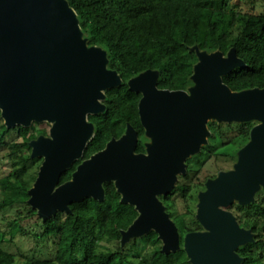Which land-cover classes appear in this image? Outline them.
<instances>
[{
	"label": "water",
	"instance_id": "95a60500",
	"mask_svg": "<svg viewBox=\"0 0 264 264\" xmlns=\"http://www.w3.org/2000/svg\"><path fill=\"white\" fill-rule=\"evenodd\" d=\"M198 62L186 91L158 88L159 72L129 80L141 94L139 115L149 142L136 153L139 136L127 125L120 139L82 161L72 179L62 176L84 158L95 136L89 116L106 111V92L123 84L109 69L107 51L88 44L76 11L67 0H0V111L8 130L51 125L49 136L31 141L32 159H42L29 190L28 205L43 221L71 213L70 205L91 198L104 201V184L114 183L121 204L138 212L121 233L124 247L151 232L168 256L181 249L178 227L160 197L187 174L186 161L208 144V123H256L232 170L222 171L198 195L196 220L203 231L184 238L190 264H242L238 250L255 242L229 211L249 206L264 190V89L233 92L223 78L246 68L232 48L227 55L195 46Z\"/></svg>",
	"mask_w": 264,
	"mask_h": 264
},
{
	"label": "trees",
	"instance_id": "16d2710c",
	"mask_svg": "<svg viewBox=\"0 0 264 264\" xmlns=\"http://www.w3.org/2000/svg\"><path fill=\"white\" fill-rule=\"evenodd\" d=\"M67 1L78 14L89 46L107 51L108 67L118 72L123 84L106 92L103 114L89 116L95 136L84 158L62 176L60 184L72 179L82 161L103 151L112 139H120L127 125L139 136L136 153H146L145 144L149 140L139 115L142 95L131 91L128 82L152 70L159 72V89L188 90L193 85L191 77L198 62L192 51L195 46L200 51H220L225 55L235 48L246 68H237L223 78L224 83L233 92L264 89V0H239L249 9L237 11H228L229 0ZM259 6L262 11L256 13ZM255 125L253 122L209 125L211 139L219 140L220 145L211 142L202 151L208 153L207 159H202L203 154L194 157L192 163L197 162L198 168H189L185 176L179 177L173 192L160 197L178 227L181 237L178 252L162 254V241L155 232L122 247L121 233L129 229L139 214L134 207L121 204L114 183H108L104 184L102 202L88 198L71 204V213H58L47 221L37 218L38 231L31 232L32 236L38 245L55 241L56 250L53 258L41 259L17 255L8 244L25 235L23 224L37 216L27 203L28 192L43 160L31 158L29 143L40 136H49V132L40 128L41 124L8 130L0 115V162L8 165V172L0 177V209L24 208L28 213L26 216L20 213L9 223H0V264H190L183 243L187 234L203 231L195 219L198 193L204 190L207 180L201 175L210 163L217 173L231 168L237 161L236 153L223 149L244 146ZM13 132L15 138L11 137ZM229 210L241 228L254 233L255 242L238 250L244 259L242 264H264V190L256 195L254 204L235 203ZM190 216L192 220L187 221ZM114 241L118 245L115 250L106 247L105 243ZM132 255L136 260H128Z\"/></svg>",
	"mask_w": 264,
	"mask_h": 264
},
{
	"label": "rangeland",
	"instance_id": "374dc122",
	"mask_svg": "<svg viewBox=\"0 0 264 264\" xmlns=\"http://www.w3.org/2000/svg\"><path fill=\"white\" fill-rule=\"evenodd\" d=\"M242 5H244V4L243 3L242 4L239 3V0H229V2H228V11H237L238 9H243V10H248L249 9L248 7H246V6L243 7ZM261 11H262V7L259 6L257 8V11H255V12L259 13ZM0 115H1V111H0ZM1 120H2V122L4 124V120L2 119V117H1ZM213 123L219 124L216 121H211V122L208 123V129H209V125H212ZM40 128L45 129V130H47L49 132L50 129H51V125L48 124V123H43V124H41ZM209 131H210V129H209ZM211 136H212V132H211ZM211 136L208 138V144L203 146L201 151L197 155L190 157L186 161L187 172H188L189 168H194V167L198 168V166H197L198 163L197 162H193L192 163V160L194 159V157H196V156H198L200 154H203V158L202 159H204V160L207 159L208 153L206 151L205 152H202V151L205 150L211 144V142H213L215 145L216 144L218 146L220 145V141L216 140L214 138L211 139ZM11 137L15 138L16 137V133L13 132L11 134ZM244 146L237 145L234 148H231V147L230 148H225V149H223V151H227V152H230V153L234 152V153H236V156H237L238 151H240ZM189 161H190V164L188 163ZM232 168H233V166L231 168H229L228 170H225V171H230V170H232ZM7 172H8V165L5 163V161H3L2 163L0 162V177H3ZM220 172H222V171H220ZM220 172L217 173V171L214 168V166L212 165V163H210V164H208L206 166L205 171H203L201 176H202L203 179L206 178V177H207V179H210L209 177H211V178L213 176L217 177ZM178 183H179V180H178ZM178 183H177V185H178ZM179 202H180V200L177 199V203H179ZM177 210H178V207L176 205V208L174 209V211L176 212ZM179 210L182 211V206L181 207L179 206ZM20 213H23L22 216H26V214H28L24 210V208H21V209H19V208H8V209H5V210H1L0 209V223H2V224L9 223V222L15 220L20 215ZM37 218H38V216H35V217H32V220L27 219L25 221V223L23 224V228H24V232L26 234L23 235V236L22 235L18 236L14 240L13 243H9L8 244V248L13 253H16L17 255H22L24 258L34 257V258H41V259H51V258H53L54 253L56 251L55 250V241L50 240V241H48L46 243L38 245L37 241L35 240V238L31 234V232H37L38 231V229H37V226H38L37 225V222H38ZM191 218H193V217L190 216L186 220L190 221V220H192ZM105 245H106L107 248L112 249V250H115L117 248V246H118L116 241L110 242V243H105ZM128 260H136V258L132 255V256L128 257Z\"/></svg>",
	"mask_w": 264,
	"mask_h": 264
},
{
	"label": "flooded vegetation",
	"instance_id": "af4514ba",
	"mask_svg": "<svg viewBox=\"0 0 264 264\" xmlns=\"http://www.w3.org/2000/svg\"><path fill=\"white\" fill-rule=\"evenodd\" d=\"M210 179H213V178H210ZM210 179H207L206 180V182L208 181V180H210ZM206 182H205V184H206ZM203 191H205V188H204V190ZM203 191H200L199 193H201V192H203ZM199 193H198V195H199ZM163 203V202H162ZM197 205H198V203H197ZM165 206V205H164ZM196 211H197V206H196ZM230 211V210H229ZM230 212H232V211H230ZM197 213V212H196ZM233 213V212H232ZM196 218V217H195ZM237 219V218H236Z\"/></svg>",
	"mask_w": 264,
	"mask_h": 264
}]
</instances>
